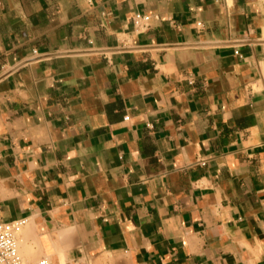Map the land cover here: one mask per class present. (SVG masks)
<instances>
[{
	"label": "crops",
	"instance_id": "obj_1",
	"mask_svg": "<svg viewBox=\"0 0 264 264\" xmlns=\"http://www.w3.org/2000/svg\"><path fill=\"white\" fill-rule=\"evenodd\" d=\"M18 220L30 263L264 264V0H0Z\"/></svg>",
	"mask_w": 264,
	"mask_h": 264
},
{
	"label": "built area",
	"instance_id": "obj_2",
	"mask_svg": "<svg viewBox=\"0 0 264 264\" xmlns=\"http://www.w3.org/2000/svg\"><path fill=\"white\" fill-rule=\"evenodd\" d=\"M149 17L137 15L134 25L139 31L149 27ZM201 26V23L198 24ZM25 224L24 220L0 222V264H50L46 259L34 263L26 261L19 252L18 235Z\"/></svg>",
	"mask_w": 264,
	"mask_h": 264
}]
</instances>
